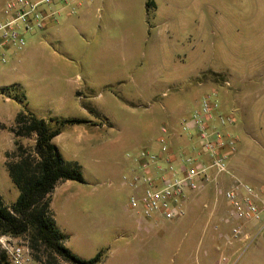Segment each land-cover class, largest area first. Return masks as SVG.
I'll return each instance as SVG.
<instances>
[{"label":"rangeland","instance_id":"1","mask_svg":"<svg viewBox=\"0 0 264 264\" xmlns=\"http://www.w3.org/2000/svg\"><path fill=\"white\" fill-rule=\"evenodd\" d=\"M116 2L120 7L119 27L125 15L133 17L127 44L135 46L138 42L140 50L132 62L133 72L128 77L122 76L111 94L95 86L89 93L81 89L68 99L62 78L55 76L52 69L35 74L21 68L20 63L26 59L45 63L53 53L64 54L57 42L62 39L57 38L58 32L49 35L41 29L25 33L24 46L11 47L13 54L7 55V63L0 68V93L15 83L11 94L17 93L22 99L8 104L0 97L1 119H11V113L18 108L47 120L85 118L99 126L105 123L92 132L96 137L92 145L85 149L63 148V160L79 170L83 179L72 181L64 189L57 188L52 194L55 206L52 210L68 228L65 234L69 245L84 258L101 254V264H208L221 254L226 260L219 264H264L263 222L242 223L250 238L232 244H226L218 236L228 231L227 225L219 224L218 230L213 229L203 240L201 232L194 230L196 223H185L184 218L153 220L148 231H140L134 227L135 213L129 207L131 190L121 180L129 172L125 166L131 160L126 155L150 150L158 145L161 136L169 135L171 148L173 139L183 136L195 144L194 135L182 132L181 119L198 106L203 94L214 90L220 103L236 108L231 132L235 144L227 160L228 168L242 182L264 191V0H96L87 5L102 9ZM1 9L0 5V17ZM136 17L144 26L134 27ZM197 28L196 62L190 47L195 46ZM77 29L78 39L75 38L74 45L69 42L72 47L68 48L74 70L66 78L72 81L77 79L75 72H84L77 58L81 57L87 66L88 59L96 60L103 52L95 44L87 45L86 28ZM121 39L119 29V43ZM106 46L110 47L108 43ZM111 60L105 63L115 68L116 63ZM200 69L203 77L197 81L194 77L201 74ZM208 78L213 82L207 81ZM5 84L9 86L3 88ZM246 90L253 93L238 102ZM161 127H166L167 132L163 134ZM65 135L67 132L58 140L63 141ZM18 142L31 149L35 136L19 137ZM14 150L6 154L5 163L0 161V203L6 207L19 194L6 166L15 160ZM223 180L231 181L228 175ZM198 194L189 196L195 199L185 208L184 216L189 215L191 220L203 203L210 206L215 201L214 197H205L196 204ZM67 197L76 200L67 205ZM7 236L11 237L9 243L26 246L32 256L37 253L27 237ZM2 252L5 253L0 242ZM0 264L9 263L0 257Z\"/></svg>","mask_w":264,"mask_h":264},{"label":"built area","instance_id":"2","mask_svg":"<svg viewBox=\"0 0 264 264\" xmlns=\"http://www.w3.org/2000/svg\"><path fill=\"white\" fill-rule=\"evenodd\" d=\"M82 0H8L1 9L0 17V68L7 61L6 50L21 48L23 35L43 29L48 21L57 20L67 8L75 13ZM214 92L202 96L199 107L180 122L182 132L196 137L190 145L192 153H182L175 162L169 135L158 140L159 151L141 150L127 154L136 166L121 177L122 184L130 188L129 207L139 218L147 221L177 220L185 215V201L190 194L200 193L213 186L216 197L223 199L228 208L223 224L228 231L219 233L226 244L246 241L250 238L242 223L263 222L264 191L242 182L228 168L227 160L234 151L235 140L225 129L234 125L232 113L218 112ZM161 132H167L161 127ZM228 175L230 182L223 177ZM213 229L218 230V225ZM11 237L3 235L0 242L10 264H44L35 260L26 246L9 243ZM226 257L221 254L219 264Z\"/></svg>","mask_w":264,"mask_h":264},{"label":"crops","instance_id":"3","mask_svg":"<svg viewBox=\"0 0 264 264\" xmlns=\"http://www.w3.org/2000/svg\"><path fill=\"white\" fill-rule=\"evenodd\" d=\"M6 1L8 0H0V5L3 7ZM93 1L96 0H82V3L76 8L75 14H69L68 9L66 8L61 13V15L63 16L60 20L58 19L61 15L57 18V20L48 21L46 26L43 28L44 32L45 31L48 32L49 35H55L58 32L57 38L61 37L62 39L61 40L57 39V42L63 48L64 54L58 52H56V54L53 53L51 57L45 59L46 60L45 63H43V61H40L39 59L34 60V58L26 59L25 61L20 63L21 68L25 70L27 73L36 74L40 71L45 72L48 69L50 70L52 69V71L55 73V76L58 75L59 79L62 78L65 88L64 93L67 95L68 99L69 96L71 97L78 95L81 89L84 90L86 93H89L91 92L92 88L95 86H101L107 89L108 93L111 94L110 92H113L111 91V89L114 87V85L119 86L122 76L128 77L129 75H131V73L133 72L132 62L135 61V59L139 56L138 53L140 50V44L138 42L136 43L135 46L133 44L132 45L127 44L130 41L129 35L132 34L129 23L130 21L133 22V17L131 16L127 17L125 15V18H122V23L121 26L119 27V9H120L119 2H116L115 5H111V6L109 5V7L103 6L102 9H100L98 6L92 9L88 7V5H90ZM140 25L144 26V23L141 24L140 20L136 17V25L134 27H138V26L140 27ZM77 27L79 29L82 27L83 30L84 28L87 29V32L85 33V35H88L89 38V41H87L88 42L87 45L91 46L92 44H95L103 52L102 54H100L99 57H96V60L95 58L91 60L88 59L87 66L84 64V61L81 57L77 58V63L80 64L82 62L84 72L83 71H81L80 73L75 72V77H77V79L75 78V80L72 81L71 79L66 78L67 75L70 74V71L74 70L73 60L71 58L70 50L68 48L69 46H71L70 43L74 45L75 38H77L76 37V30H78ZM119 29H122V39L120 40L121 41L120 43H119ZM81 34L83 35V33ZM200 39H201V47H200L201 49L199 53L202 59L203 56L202 34ZM107 43L110 45V47L106 46ZM198 47H199V43H198V28H197L195 46L190 47V53H192V55L193 54L195 55L196 62L198 61ZM6 52L8 57L11 54H13L12 50L10 49L6 50ZM110 59H112L111 62L116 63L115 68L109 67V65L105 63V60L108 61ZM200 71L201 74L196 75L194 77V79L197 81H199L198 80L199 77H203V72L201 69ZM91 75H94L95 78L91 79L90 78ZM207 81H212V80L208 78ZM225 81H226L225 83H227V85L229 86V82L227 80ZM13 84L15 83L9 85H13ZM9 85L5 84L3 88H6ZM19 87L20 86H18V88ZM11 92L12 90H6V89L4 91L3 90L1 91L0 97H3L4 100L3 102L10 104L14 100L10 97ZM211 92H214L215 95H217L216 91L213 90ZM208 93L210 92H206L205 94ZM252 93L253 92L251 90L249 91L246 90V92H244L242 96L239 97L238 95L239 97L238 102H242L243 98L246 100L247 95H250ZM217 101L219 104L218 112L229 114L230 112L234 113L236 111L234 110L236 108H228L229 106L227 103H220L218 99ZM199 104L198 106L190 110L187 113V115H189L194 109L198 108ZM17 112H18V108H16V110H14V112L11 113L10 115L11 119L0 118V161L2 163H5L6 161L5 158L6 154L8 152L13 151V149H15V145H14L15 138L13 133L10 131V128L14 124V120ZM74 119H79L82 120L83 122L79 124L65 125L62 131L52 140L53 143L57 146L61 155L63 154V148L67 149L68 147L77 146L79 148L85 149L87 145H92L93 138L96 139V137L92 132L97 128H102L105 126L104 122H102V124H100L99 126L97 122H93L90 119H85V118H74ZM232 128L233 127L231 126L225 129V131L231 133ZM66 132L67 135L63 137L64 139H61L63 141H59L58 139H60V136H62V134ZM173 140H174V146H173L174 148L173 147L171 148L173 153L170 156L171 160H174L176 162L178 160V156L181 155L182 153L185 154L192 153L190 149L191 142L187 139L186 136H183V139L175 138ZM175 143H179V144H175ZM159 149H160L159 145H156L153 148H151L150 151H159ZM134 166L136 165L131 160V162H128L126 164L125 168L127 170L133 168ZM71 184L72 181L70 180L59 182L53 189L52 194L57 188L64 189L65 186H70ZM52 194H51V202H50L51 210L52 208H55L52 201ZM0 195L2 196L1 193ZM192 195L196 196L197 194L188 195L184 203L186 209L188 208V206L190 207L191 202L195 199V198L193 199L190 198L192 197ZM198 196L200 198L197 199L196 204H198V202H200V200L205 197H211V198L214 197L215 201L212 202L210 206L208 205V203H203L201 209H199L198 211H194V215L192 216L190 215L192 220L189 218V215L187 214L186 216L180 219L184 218L185 223L187 221H192V222L194 221L196 223V227L194 230L195 231L198 230V232H201V237L204 240L207 238L210 232H212L214 225L219 226V224H221L223 226L222 219L226 214L228 204L223 199L216 197L212 185L206 187L204 191L198 194ZM75 200L76 198L74 197H67L66 204L67 205L73 204V201ZM53 218L56 228L66 237L63 241L64 246L67 247L77 257L84 260L90 259L91 257L90 258L82 257L81 256L82 253L79 252V250L72 248L69 245V242L67 240L68 237L65 234L68 233L67 230L68 228L58 219L55 212H53ZM217 221H219L220 223H217ZM133 223L135 224L134 227L140 231H148L149 227L153 225L151 221H147L142 218H139L137 215H134ZM121 227L124 228L123 225H121ZM102 261L103 260L101 258L100 261L97 262L96 264H101ZM217 261L218 260H215L214 263H216ZM214 263H212L211 261V263L209 262L208 264H214Z\"/></svg>","mask_w":264,"mask_h":264},{"label":"trees","instance_id":"4","mask_svg":"<svg viewBox=\"0 0 264 264\" xmlns=\"http://www.w3.org/2000/svg\"><path fill=\"white\" fill-rule=\"evenodd\" d=\"M9 90L15 91V85ZM10 97L22 101L17 93ZM81 122L74 118L46 120L22 109L10 128L15 137L13 156L16 158L6 166L19 194L9 207L0 203V234L27 237L31 247L37 249L34 259L44 264H96L102 258L101 254H96L84 260L65 247L66 237L56 228L50 207L51 194L59 182H83L81 172L65 163L52 141L65 125ZM31 135L35 136L31 149L18 142L19 137ZM0 257L9 263L4 252Z\"/></svg>","mask_w":264,"mask_h":264}]
</instances>
